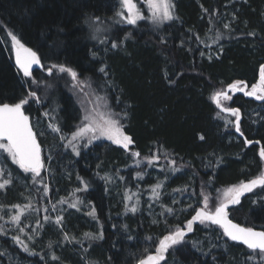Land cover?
<instances>
[{
  "label": "trees",
  "instance_id": "trees-1",
  "mask_svg": "<svg viewBox=\"0 0 264 264\" xmlns=\"http://www.w3.org/2000/svg\"><path fill=\"white\" fill-rule=\"evenodd\" d=\"M172 2L174 19L157 26L147 18L124 24L116 15L120 0H0V103L28 100L23 109L44 165L42 182L34 184L30 173L0 151L1 180H12L0 189V264H137L203 207L202 191L214 211L227 188L262 174L259 147L245 140L264 147V107L257 110L256 122L245 111L264 101L236 92L220 100L223 107L240 110V137L236 118L220 112L212 96L234 81H243L246 91L258 82L264 65V0ZM9 32L40 58L42 67L29 77L16 65ZM52 65L72 68L85 83L58 69L49 74ZM93 101L120 114L116 118L133 140L128 150L108 141L79 145V154L66 147L61 136L83 123ZM45 115H53L60 133L47 129ZM153 154L159 159L149 165L146 158ZM170 160L179 171H171ZM78 177L88 183L86 191H77L84 187ZM158 182L163 186L155 199L152 187ZM126 194L131 199L125 200ZM77 197L81 202L69 207ZM134 204L136 212L126 210ZM13 205L30 209L19 227L29 234L36 225L35 242L27 244L32 254L13 241L16 231L4 223L17 211ZM228 213L231 221L264 231V187ZM57 216L63 218L60 224ZM208 225H195L161 264H264L258 251Z\"/></svg>",
  "mask_w": 264,
  "mask_h": 264
},
{
  "label": "snow or ice",
  "instance_id": "snow-or-ice-1",
  "mask_svg": "<svg viewBox=\"0 0 264 264\" xmlns=\"http://www.w3.org/2000/svg\"><path fill=\"white\" fill-rule=\"evenodd\" d=\"M145 2L150 13L147 19L153 24L158 26L165 21H171L174 19V4L172 0H145ZM120 3L123 12H117L116 15L127 24L135 25L138 21L146 19L138 8L136 0H120ZM124 12H126L127 15H124ZM224 27L227 29L229 28V25L225 24ZM96 31H100V29L97 28ZM8 35L12 41V48L15 52L16 65L19 70L23 72L25 77H29L31 75L30 70L32 65L39 64L40 58L35 51L26 47L14 33L9 32ZM249 35H254V33H249ZM219 38V35H217V40ZM197 39H199V37H197ZM112 47L116 48L118 47V44L113 42ZM53 69H58L61 73H68L72 77L73 81H76L77 84L81 86L85 83L78 80L77 72L70 67L65 65H52V67L48 69L49 74H52ZM100 71L103 72L104 69L101 68ZM259 72V81L251 86L250 91H245L244 87H241V85L244 84L243 81H234L227 86L226 91H217L212 96L213 102L218 108H220L221 112L229 113L236 118L235 127L237 132H240L239 110L231 107H222L220 100H230L231 96L228 95V92L243 91L246 96H252L257 100L264 101V65L260 66ZM29 95L35 97L36 93L31 92ZM27 103V99H20L16 103H0V151L6 153L12 163L18 165L19 169H21L24 173H30L32 176V182L35 184L37 182H42L43 178L41 177V169L44 165L41 160L40 145L37 143L36 136L29 123V117L25 115L23 110V106ZM126 115L127 114L124 113V116ZM119 116V113H112L110 110L108 112H102L100 111L99 106L86 110L82 126L78 127L75 132L71 133V138L68 140L66 147L70 146L73 152L79 154L76 142L83 139L88 133H91V136L88 138V143H91L92 140L95 139L104 138L111 141L113 144L120 145L125 150H128L129 145L133 143V140L130 136L125 135L120 119L116 118ZM49 127H51L54 132H61V129L55 125H49ZM64 138V136H61V139ZM200 139L203 140L204 137L201 136ZM250 143L252 142L245 140V144ZM256 143L260 142L256 141ZM132 155L133 157H139L140 153L133 152ZM259 156L261 160H264V147L260 149ZM146 159L149 165H153V161L158 160L159 156L153 154L151 157ZM136 163L137 166H139L140 161H137ZM175 163L176 162L174 160L169 161V164L173 166L171 169L173 172L179 171V168L175 167ZM2 174L3 169L0 168V175ZM137 176L140 177L141 173H137ZM78 179H80V182L84 185V187L83 189H77V191H86L88 183L79 177ZM105 179L108 178L105 177ZM11 183V179L3 180V182L0 183V189ZM162 186V182H158L152 187V194L155 199H159L160 193L158 190ZM257 187H264V173L249 180L248 182L241 181L238 185L227 188L214 211L209 209V196L202 191L201 196H203V207L195 211V215H193L192 218L186 222L184 228L177 227L174 231L164 235L163 238L159 240L155 253L149 254L146 258L138 260L137 264H160L161 261L166 259V253H168L170 249L184 242L186 233L193 230V223L196 221L201 223L207 221L209 222L208 226L218 225L223 229L224 236L228 237L232 241L242 243L254 253L258 251L260 259L264 260V231H255L250 227H241L239 224L233 223L228 218L229 205L239 204L241 196L245 193L252 192ZM43 191L45 195L48 193V186L46 184L44 185ZM129 199H131V197L126 194L125 200ZM60 202L63 203L65 201L62 200ZM80 202L81 201L77 197L74 202L69 204V207H76V205ZM24 207H30V205H25ZM54 207L55 206L53 205V208ZM189 207L191 206L189 205ZM13 208L17 210L16 214L11 215L9 219L13 225L19 226L21 217L24 214L23 209H21L19 205H13ZM126 210L136 212L137 207L135 204L132 205L131 208H128L126 205ZM165 211L172 213L173 210L165 208ZM91 214L94 216L95 209H93ZM0 219H3V217H0ZM62 219V217L57 216L55 223L60 224ZM44 220L45 222H50V218L48 216H45ZM37 223L39 224V221H37ZM17 230L20 234L24 233L23 227H18ZM3 232L4 227L3 225H0V234H3ZM85 235L90 239L97 238L88 233ZM99 238H103L102 234H100ZM12 239L16 244L20 245L23 251L32 254L28 245L21 240L20 235L13 236ZM28 239L32 240L33 237L28 236ZM65 239H68V237L65 236ZM51 258L53 260L59 259L54 254ZM249 259L252 260L254 257L249 256Z\"/></svg>",
  "mask_w": 264,
  "mask_h": 264
},
{
  "label": "rangeland",
  "instance_id": "rangeland-1",
  "mask_svg": "<svg viewBox=\"0 0 264 264\" xmlns=\"http://www.w3.org/2000/svg\"><path fill=\"white\" fill-rule=\"evenodd\" d=\"M136 2H137V5H138V8L140 9V11H141V13L147 18L149 15H150V13H149V10H148V7H147V4H146V2H145V0H136ZM120 8H121V10L120 11H118V12H123V9H122V6H121V3H120ZM124 15H127V13L126 12H124ZM233 18H234V16L231 14L230 15V18H229V20H227V22L225 23V24H230V22L233 20ZM123 22H124V24H127L124 20H122ZM141 21V20H140ZM120 21H118V20H116L115 22H114V24H118ZM139 22V21H138ZM151 22V21H150ZM163 23H165V22H163ZM100 25H102L103 26V28H104V32H108V30H109V27L106 25V24H100ZM11 52L14 54V56H15V52H14V50H13V48L11 47ZM250 90H251V88H250ZM250 90H248V91H250ZM97 103V104H96ZM94 104H95V106H99V109H100V111H102V112H108V110L106 109V107L107 106H105V104H103V103H98L97 101H93V106H94ZM264 107V105H260V106H257V107H255V108H247L246 109V111H245V115H248L249 117H250V120L251 121H253V122H256L257 121V119L259 118V115H257L258 113H257V110L260 108V109H262ZM46 116V115H45ZM84 117V116H83ZM53 121H54V117H53V115H50V117H49V115H47L46 117H45V123L47 124V129H49L53 134L54 133H57V132H54L53 130H52V128L51 127H49V125H54V123H53ZM43 122V120H40L39 121V123H42ZM80 126H82V124L81 125H79V127ZM34 129V128H33ZM77 129H75L74 130V132L76 131ZM35 131V130H34ZM36 133V132H35ZM126 135V134H125ZM91 136V133H88L83 139H81V140H79L78 142H76V147L78 148L79 147V145H90V144H92V143H95V142H102V141H108V142H111V141H109V140H107V139H104V138H100V139H95V140H92V142L91 143H88V138ZM37 137V136H36ZM65 137V139H66V144H68V140L71 138V135L69 134L68 136H64ZM112 143V142H111ZM113 144V143H112ZM113 145H116V144H113ZM117 146H119V147H121L120 145H117ZM132 146V144L131 145H129V148ZM70 147V146H69ZM121 148H123V147H121ZM128 148V149H129ZM124 149V148H123ZM0 183H2V180H1V175H0ZM9 213H11V214H9L10 216L11 215H15L16 213H13V212H9ZM23 215H22V217L23 216H28V214L30 213V209H23ZM22 217H21V220H22ZM22 222V221H21ZM21 222H20V224H21ZM4 223H7L11 228H12V230L14 231H16L15 232V234L16 235H20V238H21V240H23L24 241V243L25 244H29V239H28V236H32L33 237V239L32 240H30L31 242H32V244L35 242V239H36V236H35V233L37 232L36 231V225H33V226H31V229H30V233L28 234V233H26L27 231V228H24V233L23 234H20L19 232H18V227L20 226V224H19V226H16V225H13L11 222H10V219L8 218V219H5V221H4ZM3 225V224H2ZM37 235V234H36ZM25 238H27V240L25 239Z\"/></svg>",
  "mask_w": 264,
  "mask_h": 264
},
{
  "label": "water",
  "instance_id": "water-1",
  "mask_svg": "<svg viewBox=\"0 0 264 264\" xmlns=\"http://www.w3.org/2000/svg\"><path fill=\"white\" fill-rule=\"evenodd\" d=\"M39 57V56H38ZM41 62V61H40ZM42 67V65H41V63H39V64H34V65H32V68H31V72L32 71H34V70H36V69H40ZM259 81V80H258ZM258 83V82H257ZM244 89H245V91L247 90V86L245 87L244 86ZM227 90V89H226ZM229 93V92H228ZM236 93H238V94H243L245 97H247V98H249L250 100L251 99H255L254 97H252V96H246L245 94H244V92L243 91H237ZM256 101H261V100H257V99H255ZM215 104V103H214ZM215 106H216V104H215ZM222 106V105H221ZM217 107V106H216ZM223 107V106H222ZM217 109L221 112V110H220V108H218L217 107ZM24 110V109H23ZM239 110V109H238ZM222 113H224V114H227V115H230L229 113H225V112H222ZM239 114H241V112H240V110H239ZM25 115H27L26 113H25ZM28 116V115H27ZM29 117V116H28ZM240 121H241V115H240ZM240 121H239V126H240ZM29 123H31V120H30V118H29ZM235 123H236V119H235V121H234V126H235ZM31 125V127H32V124H30ZM235 128V131H236V127H234ZM32 129H33V127H32ZM33 132H34V134L36 135V133H35V131H34V129H33ZM236 133L238 134V136H240V137H243V135L241 134V132H237L236 131ZM36 140H37V143L40 145V143H39V141H38V139H37V137H36ZM260 142V141H259ZM252 145H256V146H258L259 147V150H258V155H259V151H260V149L262 148V146H261V143H256V141H253L252 140V143H251ZM41 147V146H40ZM40 150H41V159H42V149L40 148ZM260 157V156H259ZM261 159V158H260ZM262 161V163H263V172L262 173H264V160H261ZM246 182H248V181H246ZM258 188H262V187H257L256 189H254L252 192H254L255 190H257ZM252 192H250V193H245L243 196H241V198H240V203L242 202V200H243V198H246L249 194H251ZM240 203L239 204H236V205H229V208H228V212L231 210V209H233V208H236L237 206H239L240 205ZM193 215H195V213H193ZM192 215V216H193ZM192 216H191V218H192ZM190 218V219H191ZM228 218L230 219V214L228 213ZM189 219V220H190ZM231 220V219H230ZM232 222L233 223H236V222H234L233 220H232ZM199 223H201V222H199V221H196V222H194L193 223V230L191 231V232H188V233H186V236H185V238L186 237H188V236H190L192 233H193V231H194V229H195V225H198ZM204 223H207V224H209V222H204ZM237 224V223H236ZM240 225V224H239ZM185 226V225H184ZM214 226H217V227H219L218 225H214ZM241 226V225H240ZM241 227H244V226H241ZM184 228V227H183ZM220 228V227H219ZM221 230H222V232H223V229L222 228H220ZM253 230H255V231H261V230H256V229H253ZM224 237H226V236H224ZM227 239H229L228 237H226ZM230 240V239H229ZM231 242H234V243H237V244H240V245H243L242 243H240V242H236V241H232V240H230ZM158 246V245H157ZM244 246V248H247L245 245H243ZM248 249V248H247ZM154 253H155V251H154ZM153 253V254H154ZM166 255H167V253H166ZM161 262H163V261H161ZM161 262H160V264H161Z\"/></svg>",
  "mask_w": 264,
  "mask_h": 264
}]
</instances>
